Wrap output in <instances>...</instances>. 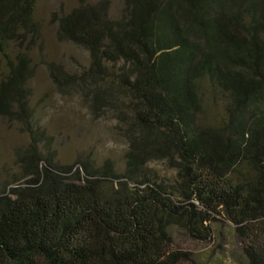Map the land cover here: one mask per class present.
<instances>
[{
    "label": "trees",
    "instance_id": "16d2710c",
    "mask_svg": "<svg viewBox=\"0 0 264 264\" xmlns=\"http://www.w3.org/2000/svg\"><path fill=\"white\" fill-rule=\"evenodd\" d=\"M122 1L116 18L110 0L53 14L56 40L88 56L68 73L42 58L36 0H0V122L25 138L0 172V264H194L172 229L208 243L222 226L241 264H264V0ZM31 50L58 94L113 115L122 170L56 159L29 104Z\"/></svg>",
    "mask_w": 264,
    "mask_h": 264
},
{
    "label": "rangeland",
    "instance_id": "374dc122",
    "mask_svg": "<svg viewBox=\"0 0 264 264\" xmlns=\"http://www.w3.org/2000/svg\"><path fill=\"white\" fill-rule=\"evenodd\" d=\"M96 1L98 0H84L85 3ZM77 3L78 0H36L34 5V18L41 26L42 58L60 64L68 73H78L85 68L88 56L81 48L58 42L54 35L56 25L51 20L53 14L67 12ZM122 8V0H110V18H116ZM30 55L35 72L28 81L29 104L38 123L53 138L56 159L62 164H69L79 154L89 151L97 163L109 158L117 171L122 170L126 143L113 115L105 112L100 117L93 118L79 96L58 94L39 62L36 50H31ZM2 70L4 63L0 57V72ZM21 143H25V138L15 126L0 122V172L3 169H14L11 148ZM147 167L164 182L171 183L174 180V171L163 162H151ZM171 239L174 248L184 250L194 257V264L242 263L239 240L228 226H222L218 238L208 243L191 240L179 229H172Z\"/></svg>",
    "mask_w": 264,
    "mask_h": 264
}]
</instances>
